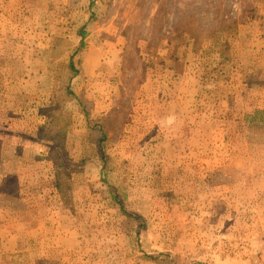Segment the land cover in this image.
<instances>
[{
	"label": "rangeland",
	"instance_id": "374dc122",
	"mask_svg": "<svg viewBox=\"0 0 264 264\" xmlns=\"http://www.w3.org/2000/svg\"><path fill=\"white\" fill-rule=\"evenodd\" d=\"M1 177L0 264H251L264 0H0Z\"/></svg>",
	"mask_w": 264,
	"mask_h": 264
},
{
	"label": "built area",
	"instance_id": "2783aa9c",
	"mask_svg": "<svg viewBox=\"0 0 264 264\" xmlns=\"http://www.w3.org/2000/svg\"><path fill=\"white\" fill-rule=\"evenodd\" d=\"M251 264H264V251H262L258 256H256Z\"/></svg>",
	"mask_w": 264,
	"mask_h": 264
},
{
	"label": "crops",
	"instance_id": "0c3cea01",
	"mask_svg": "<svg viewBox=\"0 0 264 264\" xmlns=\"http://www.w3.org/2000/svg\"><path fill=\"white\" fill-rule=\"evenodd\" d=\"M8 174H6L5 176H7ZM9 175H11V174H9ZM3 180H4V177H1L0 178V196H1V194L2 193H6L7 191H5V192H3V190H2V186H3ZM228 259H230V258H228ZM223 262H225L224 264H226V263H230L231 261L229 260H226V261H223Z\"/></svg>",
	"mask_w": 264,
	"mask_h": 264
},
{
	"label": "trees",
	"instance_id": "16d2710c",
	"mask_svg": "<svg viewBox=\"0 0 264 264\" xmlns=\"http://www.w3.org/2000/svg\"><path fill=\"white\" fill-rule=\"evenodd\" d=\"M71 65H73V63H71Z\"/></svg>",
	"mask_w": 264,
	"mask_h": 264
}]
</instances>
